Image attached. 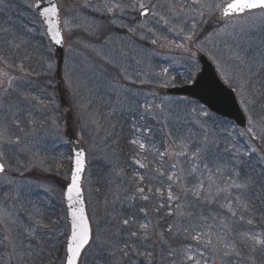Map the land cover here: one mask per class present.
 Wrapping results in <instances>:
<instances>
[{"label":"rangeland","instance_id":"obj_1","mask_svg":"<svg viewBox=\"0 0 264 264\" xmlns=\"http://www.w3.org/2000/svg\"><path fill=\"white\" fill-rule=\"evenodd\" d=\"M9 1L12 4L15 2L18 6L25 8L26 0ZM81 2L82 0H67V4L76 9V11L72 12V15L77 17L74 22L82 25V27L75 29L71 36H68L66 33L67 47L65 59L67 60V69L72 77V81L77 80V72H82L83 77H80V82L84 79L85 84L88 86L89 82L92 81L99 94H86L80 92L77 96V100L82 102L86 108V111L83 113V120L79 121V123L86 124V126L83 128L82 134H80V128L76 122L77 116H73L75 133L87 149L89 163L91 162L92 167L96 168L99 163L97 165L94 163H97L99 158L106 152L102 145H109V143L106 142L109 140L111 133L116 132L117 128H119L118 123L122 120L123 113L127 116L128 127L133 121H141L142 119V121H144V126L151 128L152 131L146 135L144 140L148 150L141 153L143 158L147 156L148 168H140V175L145 176L144 183L146 185V191L147 187H152L153 190L160 188L163 194L161 196L160 194L153 193L155 198L149 201H143L139 198L135 200L129 199V197L135 193L136 178L138 176L129 178L127 174L125 176L121 174V177L118 179V165L115 163L118 161L109 158L110 175L107 180V186L110 191H108L107 188L106 196L103 198L102 203H96V207L92 206L95 219L99 220V231L101 234L111 239V241L119 247H123L124 243L127 242L129 246L134 245L140 252H151V264H171L167 257L169 251L172 250L171 247L176 250V254L173 255L175 264H192V262L184 260L183 250L188 245H195L196 242L192 241L190 237L186 238L187 234L183 232V228L187 227L189 223L201 226L205 223L212 225V237L213 242H215V234L221 232L223 224L227 223L229 224V228L224 229V231L228 232L229 239L237 241V251L240 253L239 256L233 254L229 257H225L222 261L210 250H205L203 247L194 249L191 254H196L197 251L203 252L207 264H264V251L258 249L255 253H252L249 247L239 243L241 240L240 234L245 231H250L253 235L264 237V159H262L264 158V142L260 140H251L249 136L240 135L239 132L243 130L236 129L233 122L213 115L216 121L214 127L218 130L227 128L232 131V135L231 137H227L223 131H218L220 146L218 150L213 149V152L217 154V160L212 161L209 159L206 160L205 163L210 164L213 172H215L217 164H219L221 171L213 176L216 185L219 187H225L226 178L230 175L234 167L237 171L241 172L242 177H251L255 181L250 188L241 193L242 202L248 205V213L245 215L244 221L241 222L239 217L232 218L230 214L225 216L226 209L221 208L220 205L228 202L227 197L229 193H221L219 197H215V187L213 188V197L215 198V202L213 203L204 201L196 202L191 195H189L186 200L182 199L180 201L181 203L190 205L185 211L191 212L193 214L192 217H181L177 220L175 216L170 217L167 215L169 211L167 202L169 188L171 187L174 192H179L183 196L181 184L169 181L167 179L168 175L172 172L179 173L180 169H184V183L189 188L201 179L205 180L207 185L209 176L207 170L203 169V164L200 165V171L195 175H188L192 164L187 161L185 157H178L173 154L178 150L176 149V144L181 143V141L187 143L188 138H190L193 144L202 141V129L199 126L195 113L191 111L192 107L201 104L191 101L190 99L161 96L156 92L159 87L161 88V80L164 79L163 76L157 75L161 73V69L167 68L168 78L174 77L175 83L182 82L189 71L192 70V61L189 59L188 53L174 45L168 46L169 40L175 41L176 44L182 42L188 43L183 39L184 33H180L179 30L184 28L185 32H187L191 26L190 22L175 18L167 13L165 7H158L156 11L169 19L170 22L167 25L160 20L159 16L151 15L148 20H140L136 12L128 9L124 13L116 14L117 23L115 25H109L110 31L107 41L105 42L104 39L97 41L95 38L89 37L88 34L83 31V27L91 26L93 21L99 24L102 22V18L91 9L86 12H80L79 4ZM90 2L92 4H97L100 0H90ZM122 2L127 3V0H122ZM152 2L159 5H166L168 0H152ZM27 13V15H21L24 17V20L29 23L33 20V16L29 12ZM7 15L8 12L2 14L0 18L2 23H5V16L7 17ZM142 22L145 24V27L138 28L136 33L129 32L127 27L120 26H135ZM13 23L15 24V21ZM234 23V21H231L228 24L233 25ZM19 24H24V21L18 22L15 25ZM8 26L12 25L5 23L0 27L8 28ZM223 26L218 27L222 28ZM241 27H244L245 31L242 32ZM148 28H152L153 32H148ZM211 31V26H204L199 29V40L204 41V51L198 52L197 55L205 54L209 59L212 55H216L224 65L225 71L231 74L235 75L237 69L229 59V55L237 45L248 49L250 53L264 52V22H253L251 20L241 22L240 24H236L235 27H229L226 32H221L219 35L213 34L209 39H205L207 34ZM10 32L11 35H8L7 38L11 40L13 36L19 37V39H16L14 42L21 44V47L19 49L11 47L4 43V39L0 38V44L3 42L5 46V50L0 48V57L6 58V55L9 57L17 55L19 60H21L20 58L23 59L27 55L30 57L31 65L33 64L35 68H43L45 66V69L48 70L47 61L51 57L48 53V47L50 46L46 38H41L39 36L33 38L32 36L25 35L19 28H14L10 30ZM121 32L125 33V36H121ZM0 35L3 34L0 33ZM156 37H163L164 39L158 41L157 44H152L151 40ZM194 39H196V37H194ZM21 40L27 43H21ZM39 40H41L42 43ZM78 40L84 41V43L89 46L85 47L84 43L77 42ZM161 44L164 46H161ZM69 49L71 50L69 51ZM259 59L260 56L256 55V60ZM20 62L21 61H18L17 65H19ZM212 63L217 70L216 64L213 61ZM24 67L26 68L27 66L24 65ZM92 67L94 68L92 69ZM0 70L7 71L9 76L17 78V83L13 85V88L19 91H22V89L19 88L20 86L30 85L32 87H39L46 82L51 84L53 79L54 90L51 88L50 93L44 94L43 112H50L51 122L55 119L58 124L60 123L61 128V116L58 113L60 105L57 92L56 73H52L48 77V72L46 70H41L40 72H31L27 70L30 74H26L20 72L18 68L15 67L6 68L2 61H0ZM109 72H112L114 82L117 83V86H122L119 80L123 78L124 75H128L129 73L130 79L129 81L128 79L126 80L123 86L124 90L119 91L117 95L118 101L121 102L119 110H116L113 115L110 114L109 117L102 118V115L98 117L99 127H97L90 122L91 111L102 107L97 102V96L105 94L111 96L116 94L113 87H107L105 81L107 78L106 75L109 74ZM3 79L4 83L0 85V92H3V88L7 87V79ZM141 81L148 82L141 83ZM73 84L76 89H79L80 84L78 85V82L76 86L75 82H73ZM63 85L66 87L62 82V86ZM233 87H235V85H233ZM46 91L47 89H45V92ZM26 96L27 99L19 97V102L11 108V110H17V112L12 114L10 120L19 121L18 116L20 111H32L37 108V101L31 99L29 90H26ZM237 98L239 101L238 96ZM9 102L8 100V103ZM188 102L191 103L189 104ZM146 103L159 106L155 108L154 115L145 112ZM50 104L54 106L52 107ZM37 105H40V103ZM114 107H117V104H114ZM111 109H113V107ZM73 111L75 113V109H73ZM5 114L6 111L0 107V121H4ZM165 117L167 119H165ZM254 118H260L258 108L254 110ZM208 123L212 125L211 120H209ZM50 124L51 129L48 128L45 130L46 136L50 135L49 137L47 136L46 140L50 139L51 143H55L54 146L56 147H66L68 142L65 132L63 131L66 127V123L64 129H61L62 136L55 137L51 135L56 133V129L52 123ZM12 131L13 128L10 127V133ZM21 137L24 143L20 147H24L27 150L20 151L17 147L14 157H9L11 160L10 167L23 170L21 166L32 158L31 154L38 153L45 165L51 168V171L44 172L33 168L31 171H25L23 176L20 175V170L15 171L16 175L10 177L13 181L11 185L4 182L3 178H0V207H5L8 211H11L18 220L13 235L22 231L23 226L27 223L26 214L34 212L36 208H39L43 212L46 217V223L49 220L54 221L55 231L48 235L41 236L43 251H38L33 257H30L29 264H60L64 254V240L62 242L63 246L61 247L60 233L67 229L65 227L66 220L61 202L62 190L57 185L56 180H65L57 176L56 173L58 171L69 172L71 169V161L66 150H62V152L55 150L56 148H53L54 151L52 149L48 150L44 144L43 147H41L39 145L41 138L39 137L33 140V135L29 136V134H27L24 136L21 135ZM42 139H45V136H43ZM172 141L176 143L174 144ZM225 145L233 148V153H225L223 151ZM252 147L257 148L256 153L251 152ZM151 148L158 150V153L167 151L169 154L164 157L152 159L151 155H154L151 154ZM236 149L242 154L247 153V155L242 156L239 162L233 159V154ZM17 160L20 161L19 165L16 163ZM68 163L70 165L69 170ZM151 164H157L158 168L165 174L159 175L156 173L154 171L156 168ZM172 165H176V168H173ZM121 170L122 168L120 171ZM45 183L54 185L56 190L54 192H48L45 191L43 187L37 186ZM230 191L233 197L237 194V191L234 189ZM116 195H119V200L115 199ZM55 198L60 201L62 214L60 216V212H58L56 217H53V214L46 210L45 203L42 200L46 199L51 201L52 199L55 200ZM106 200L108 202L107 205L105 204ZM136 200H138V202H136ZM36 201L37 203H41L39 206L37 205V207L35 206ZM159 205H164V207L159 208L157 211ZM102 206L109 208L103 209ZM148 207L149 209L147 210L146 208ZM141 208L146 209L147 215L140 211ZM108 212H113V214L116 215V220L108 216ZM121 217H134L136 225L148 221L151 225H157V227L155 229L149 228L150 237L146 240L142 237L129 238L127 231L123 229L118 231L117 221ZM248 219H252L253 223L251 225L247 224ZM174 222L179 226V230L169 233L167 231L168 224ZM59 224L61 225L60 228ZM51 226L52 225H50V227ZM95 228L96 225L94 223V229ZM117 232L118 234H116ZM0 233L7 234L3 227H0ZM161 233L163 234L162 236ZM20 239H23V237H20ZM25 243H27V241H25ZM173 243H175V245H173ZM10 251L11 249L7 242L3 241V235H0V264H18V258L24 255L23 251L18 248L17 256L10 257ZM59 251L61 253L60 255L58 254ZM118 255L121 256L123 264H149L145 256H138L135 252H130L129 258H123L122 254ZM250 256L252 257L251 259H249ZM87 264H111V257L105 254L104 257L101 258L98 255L89 253Z\"/></svg>","mask_w":264,"mask_h":264},{"label":"snow or ice","instance_id":"obj_2","mask_svg":"<svg viewBox=\"0 0 264 264\" xmlns=\"http://www.w3.org/2000/svg\"><path fill=\"white\" fill-rule=\"evenodd\" d=\"M5 5V0H0V10ZM158 7H165L167 13L171 14L175 18H179L185 22H190L191 26L185 32L184 28H181L180 33H184V41L188 43L176 44L175 41L169 40L168 46H175L188 53L189 59L192 61V70L189 71L188 75L183 79L182 83L185 86L200 89L202 87V77L198 76L200 71L199 63L196 59L198 52L204 51V41L199 40V29L204 26H211L212 31L207 34L205 39H209L213 34L219 35L221 32H226L229 27H235L236 24L241 22H247L249 20L255 22H264V0H168L166 5H159L153 3L152 0H127V3L122 0H100L97 4H92L90 0H82L79 4V11L86 12L91 9L93 12L98 13L102 18V22L93 24L88 27H83L89 37L95 38L97 41L104 39L105 42L109 38L108 33L110 31L109 25H115L117 23V13H124L130 9L136 12L141 17L159 16L160 20L167 25L170 21L164 15H160L156 9ZM25 10L33 16V20L26 24L15 25L11 19L7 21L14 28H19L25 35L32 36L33 38L39 36L46 38L51 47H48V53L51 57L47 61V68L49 73H56L61 75L62 82L66 85L67 93L69 96V107L68 112L72 113L75 109L77 116V124L80 128V134L83 132V128L86 124H80L79 121L83 120V113L86 111L85 105L77 100V89L74 87L72 77L67 69V60H64V69L61 72L57 71V61L54 58L53 48L63 47L66 43V33L71 36L75 29L81 28L82 25L75 23L76 16L72 15V12L76 11L71 5L67 4V0H26ZM226 20L234 21L233 25L224 24V26L218 27L219 24ZM121 27H127L129 32L136 33L138 28H144L145 24L142 22L135 26L120 25ZM252 26V25H249ZM175 30V29H173ZM148 32H153L152 28L147 29ZM241 31H245L244 27H241ZM0 33L4 36L11 35L9 28L0 27ZM179 34V33H178ZM196 37V39H194ZM19 39L17 36H13L11 40H4V43L19 49L21 44L15 43L14 41ZM163 37H156L151 40L152 44H157L158 41L163 40ZM77 42L84 43L82 40ZM21 43L26 44V41L21 40ZM85 47L89 45L84 43ZM161 46H164L161 44ZM71 49H69L70 51ZM256 55L260 56L259 60H256ZM29 56H25L19 65L9 64L7 58L0 57L6 68H18L22 73L30 74L24 67V60L29 59ZM210 59L216 64L217 73L220 75L221 82L229 89L230 92L239 97V104L241 110L244 113L247 122L246 130L240 131L239 134L249 136L251 140H260L264 142V52L255 53L249 52L248 49L237 45L235 49L230 52L229 59L235 65L237 69L236 74L226 72L224 65L216 55H212ZM195 73V74H194ZM164 77L161 80V87H176L175 78H168V69H161V73L157 74ZM7 79V87L3 88V96L7 97L12 92H17L19 97L27 99L24 92L14 89L13 85L17 83L16 77L8 75L7 71L0 70V85L4 83V79ZM124 79H128L125 75ZM148 81H141L145 83ZM134 83V81H133ZM235 85V87H233ZM113 90L119 94V91L124 90L123 86L113 85ZM33 101H37L43 104V101L39 100L38 97L32 96ZM189 104L191 102H188ZM121 102H117V107L113 108L112 111L119 110ZM58 107V106H57ZM159 106L147 104L145 105V112L154 115V110ZM259 109V119L254 118V110ZM192 113H195L199 126L202 129V141L193 144L188 138V142L176 144V149L173 154L178 157H185L187 161L192 164L188 175H195L200 171V165L203 164V169L209 173L207 185L205 180L201 179L195 183L192 187H188L184 181V169H180L179 173L172 172L167 176L169 181L178 182L182 186V193L174 192L171 187L167 193V202L169 211L167 215L172 217L175 216L177 220L181 217H192L191 212H186L185 209L190 205L181 203L182 199H187L189 195L194 198L196 202H215L213 197V188H216L215 197H219L221 193H229L227 197L228 202L221 204V208L226 209L225 216L230 214L232 218L239 217L241 222L244 221L245 215L248 213V205L243 203L241 200V193L250 188L255 181L251 178H244L241 176V172L237 171L234 167L231 170L230 175L227 176L225 181V187H219L216 185L213 176L221 171L219 164H217L215 172H213L209 163H205L206 160L211 159L212 161L217 160L216 152L213 149H219V137L218 131H223L225 136L231 137L232 131L227 128L216 129V124L213 114L202 105L192 107ZM165 119H167L165 117ZM212 121V125H209L208 121ZM90 122L99 127L98 119L96 116H90ZM30 124L35 126L36 121H29ZM52 125L56 129V135L62 136V130L55 119L52 120ZM226 123V122H225ZM9 124L15 125L20 131V124L16 120L10 122L0 121V141L3 144L10 146H16L20 151H26L24 147H20L24 140L21 136L16 135L15 139L10 134ZM70 125H66L64 132L70 129ZM35 130V127L33 128ZM137 132L142 134L151 133V128H137ZM27 135V133L25 134ZM129 143L137 146L140 152H146L148 150L147 145L139 137L135 136ZM172 143H176L172 141ZM3 144H0V178L4 179V182L11 185L12 179L9 177V171H18V168H11V160L8 152L4 149ZM223 151L225 153H233V148L225 145ZM252 153L257 152L256 147L251 148ZM169 153L167 151L160 152L159 156L164 157ZM243 155L247 153H240L238 149L233 154V159L237 162L240 161ZM31 159L26 161L22 165L20 175L23 176L25 171H31L36 168L44 172H50L51 168L46 166L44 161L40 158L38 153H32ZM71 169L69 172H60L56 174L62 177L66 182L62 189V200L66 205L65 208V220H66V231L60 233L64 240V254L61 258L60 264H87V258L89 253L98 255L101 258L105 254L111 257V264H123V258H129L130 252H135L138 256H145L149 264H151L152 253L151 252H140L135 246H129L127 242L124 243L123 247H119L114 244L111 239L102 235L99 231V220L95 219V214H90L86 208L85 200L83 198V188L81 185V179L85 170V150L77 148L70 156ZM264 159V158H262ZM133 160L140 168H148L147 156H144L143 160L139 158L137 153ZM19 165L20 161H16ZM176 168V165H172ZM159 175L165 173L160 168L154 169ZM122 173V170H121ZM202 174V173H201ZM145 176L139 175L136 178L135 193L129 197L131 200L139 198L140 200L149 201L155 198L154 194L163 195L160 188L153 190L152 187H147L144 183ZM43 187L45 191L54 192L55 186L51 184L37 185ZM236 190L237 194L233 197L230 190ZM138 194V195H137ZM152 194V195H150ZM116 200H119V195L115 196ZM234 202V203H233ZM107 200L105 204L107 205ZM235 205V206H234ZM164 205H159V208ZM147 215V211L144 208L140 209ZM108 216L116 220V215L113 212H108ZM27 223L23 226L21 232L13 235L15 232V226L18 223L17 218L11 211H8L5 207H0V227L6 231L7 234L3 235V241H6L11 251L10 257L17 256V249L20 248L24 255L18 258V264H29V258L33 257L38 251H43V243L41 236L48 235L55 231V222L49 220L47 223L46 217L43 212L36 208L34 212L26 214ZM206 219V218H205ZM234 222V221H233ZM95 223L96 228L94 229L93 224ZM252 219L247 220V224L251 225ZM50 225H52L50 227ZM219 226V225H218ZM155 229L157 225H151L150 222L145 221L143 223L135 224L134 217H121L117 221L118 231L123 229L128 232L129 238L142 237L148 239L150 237L149 228ZM229 224L224 223L221 232L215 234V242L212 237V225L203 224L193 225L188 224L187 227L183 228V232L186 233V238L190 237L192 241H195V245H188L183 250V257L185 261H190L192 264H207V260L204 259V253L197 251L193 253L194 249L203 247L205 250H210L215 256L219 257L222 261L225 257H229L233 254L239 256L240 253L237 251V241L228 238V232L224 229H228ZM179 230V226L174 222L168 224L167 231L172 233ZM118 234V232L116 233ZM163 234L161 233V236ZM241 240L239 243L251 249L252 253H255L258 249L264 251V237L253 235L250 231H245L240 234ZM23 237V239H20ZM27 241V243H25ZM176 250H170L169 255H173ZM252 257L250 256L249 259ZM175 264V261H172Z\"/></svg>","mask_w":264,"mask_h":264},{"label":"trees","instance_id":"obj_3","mask_svg":"<svg viewBox=\"0 0 264 264\" xmlns=\"http://www.w3.org/2000/svg\"><path fill=\"white\" fill-rule=\"evenodd\" d=\"M9 8H10L9 12H10L11 16L16 19L18 17V14L21 12L20 6L18 7V5H14L12 7L10 6ZM121 34L125 35V33H123V32H121ZM0 48L5 50L4 46L0 45ZM10 57L8 55H6V58L9 61V63H13L14 59H16L17 62L21 61V60H18L17 55L16 56H10ZM24 65L27 66L26 69L28 71H31V72L37 71L35 69V67L33 66V64L31 65L30 59L24 61ZM93 68L94 67H92V69ZM82 75H83L82 72H80V75H78V85L80 84V87L78 90H80V92H84L86 94H93V93L99 94L95 85H91V84L89 85L88 84V86H87L84 82L85 81L84 79L82 82H80V77H83ZM106 76H107V78L105 81H107L108 83H110V81H112L114 83V79H112L113 75L107 74ZM48 77H49V74H48ZM53 83L54 82L52 79L50 87L54 90ZM46 84L48 85V82H46ZM32 91L39 94L38 89H32ZM65 93H66V95H68L67 90L65 91ZM105 98L106 97L104 95L97 96L98 104H100L102 107L105 105L106 108L101 107V108H98L96 110H92L91 116H96L98 118L102 115V118H106L110 114L113 115L115 113V111L113 112L108 108L110 102L106 101ZM50 106L53 107L54 105L50 104ZM58 113L61 116V123H64L63 114H61L60 111H58ZM44 114H45V116H44L45 127L41 130L42 133H46L45 130H47L48 128L51 129V124H50L51 123V114H50V112H46V113L44 112ZM118 124H119V128H117L116 132L111 133L109 140L106 142V143H109V145H107V144L102 145V147L104 149L106 148V151L115 159V161H119V160L121 161L122 158L127 156V155L129 157V159H133L135 154L139 153L140 151H139L137 146L131 145L129 143V141L132 138H134V135L139 136L140 138H141V136L143 137L144 134H142L141 132L135 131V129H137V128H140V129L144 128L143 123H142V119H141V121H138V120H135V122L133 121L131 123V125L128 127L127 117L123 116L122 120ZM59 126H60V123H59ZM124 129L128 130L127 134L124 133ZM47 136L49 137L50 135H47ZM47 136H46V138H47ZM51 136L55 137L57 135H56V133H54ZM46 141H47V143L45 142L46 149H48V150L52 149L53 150V148H56L55 150H59V151L63 150V149H59V146H57V147L54 146L55 143H51L50 139H48ZM66 152L69 156L71 155V152L68 149H66ZM108 153H106V152L104 153V155L102 156V161L101 162L98 161L99 162L98 166L95 168V170L92 171L93 179H92L91 184H90V191L89 192L91 193V198H92L91 206H93V207H96V203H102V200L105 197L107 180H108V172L110 170L108 168V167H110L109 162H108V159H109ZM66 161H67V159H66ZM68 165H69V163H68ZM89 171H91V169ZM90 175H91V172H90ZM58 180L59 179L56 180L57 185L59 187H61V189H63V186H64V184H66V182L61 181V180L58 181ZM39 199H40V196H39ZM44 200L45 199H43L42 201H44ZM40 204L41 203H39V202L37 203L38 206ZM47 211L49 213L53 214V217H56V215L58 214V211H56V213H52L49 210H47ZM173 245H174V243H173ZM174 254H176V252ZM173 255L170 256L169 253L167 254V257L169 258L170 263H172V261L174 260Z\"/></svg>","mask_w":264,"mask_h":264},{"label":"water","instance_id":"obj_4","mask_svg":"<svg viewBox=\"0 0 264 264\" xmlns=\"http://www.w3.org/2000/svg\"><path fill=\"white\" fill-rule=\"evenodd\" d=\"M148 17H141V18L147 19ZM228 21L230 20H226L223 23H226ZM53 49L55 51V55L58 60L57 71L61 72L64 62L65 45L62 48L56 46ZM198 61L202 66L201 72L198 75L199 77H202V81H201L202 87L200 89H194L188 86L179 87V88H170V89L161 88L158 90V93L161 95H176V96H185L192 98L194 100L199 101L201 104L205 105L211 112L225 119L233 121L237 127L246 128L247 126L246 118L241 110V107L238 103L235 94L230 92L229 89L221 82L216 72V69L205 55H198ZM57 80H58V92L61 97L62 105L65 109H68V106L64 99V93L61 85L62 84L61 75H57ZM69 116H70V120L72 121L70 114ZM68 125L71 126L70 123H68ZM67 136H68V141L72 147V152H74L77 148H82L85 150L82 144L77 140L71 127L67 131ZM85 160H86L85 163V170H86L87 168L86 150H85ZM84 173L81 179V185L83 188V198L85 200V191L83 187ZM85 204H87L86 201Z\"/></svg>","mask_w":264,"mask_h":264}]
</instances>
